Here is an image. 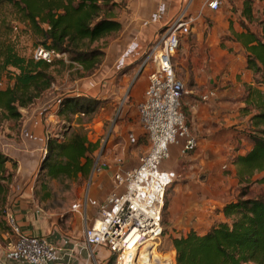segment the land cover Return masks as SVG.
<instances>
[{
  "label": "crops",
  "instance_id": "1",
  "mask_svg": "<svg viewBox=\"0 0 264 264\" xmlns=\"http://www.w3.org/2000/svg\"><path fill=\"white\" fill-rule=\"evenodd\" d=\"M116 1L121 3L117 14L122 30L118 33L121 35L120 40L106 50L105 61L109 62L110 83L120 69L125 68L127 63L132 64L139 60L146 48L156 43L170 21L182 15L193 19L191 34L180 39L173 64L178 77L187 88L183 106L188 113L186 116L190 130L198 140V148L194 152L182 154L179 147L171 146L170 159L163 164V169L177 172L181 169L192 171L193 168L198 171H213L220 161L227 158L228 154L234 153L235 157H239L251 152L253 143L247 133H238L240 136L236 140L237 150L231 151L230 148L234 147L227 145V132L224 133L221 124L224 123V126H227L232 123L233 117L239 116L240 120H237V123L242 122L244 126L250 125L254 113L248 111V108L254 104L252 103L254 101L251 98L246 100L244 97L234 105L223 99L221 94H236L235 89L241 87L249 90L254 88L252 92L260 95L261 100H264V81L262 80L264 73H256L255 69L248 68L247 60L248 48L257 45L255 38L262 39L264 34V0H230L232 4L225 0L217 12L208 9L206 0ZM232 16L238 18L246 25V28L243 26L237 29L234 24H231L234 20ZM229 27L233 31V39L229 40V43L231 46L238 47L243 53L241 70L235 68V56H230L227 50L221 48L222 42H228L224 36ZM225 57L230 59L231 64L226 67L227 73L223 75L224 65H227L223 61ZM142 63L143 61L132 70L133 79L137 78V85L133 92L139 95L136 99L137 103L143 99L152 70L151 66L143 67ZM258 66H261L259 61ZM238 80L241 81L238 82ZM209 92H212L214 96L202 102L200 95ZM223 108L226 112L220 114L219 110ZM229 110L231 114H227ZM46 148L47 146L44 149L45 152ZM10 156L12 159L15 158ZM15 156L19 161L18 172L21 173L23 180H29L39 173L41 163L39 166L36 164L34 160L36 155H33L34 157L25 154ZM230 169L234 173L238 171L235 163ZM227 180H230V183H227ZM227 180L226 177H219L209 183L189 182L176 189V193L170 200L168 211L170 220L172 222L176 220L172 224L178 236L185 235L191 230L204 234L216 221L224 220L221 210L231 202L227 200V197L233 191L231 185L234 182L232 178ZM112 186V177H110L108 187L103 190V196H105L102 201L111 192ZM34 189L33 185L26 188L12 209V213L18 218L22 232L46 237L52 244L60 247L62 251L60 264H108L112 258L109 250L98 248L91 251L84 239L85 229L94 223L99 205L94 212H91L92 205L86 201L83 210L78 211L72 208L69 215L60 223L56 214L41 211L34 198H30ZM75 205L77 204L73 206ZM2 238L6 245L0 243V255L10 259L15 255L16 237L6 232L3 233Z\"/></svg>",
  "mask_w": 264,
  "mask_h": 264
},
{
  "label": "trees",
  "instance_id": "2",
  "mask_svg": "<svg viewBox=\"0 0 264 264\" xmlns=\"http://www.w3.org/2000/svg\"><path fill=\"white\" fill-rule=\"evenodd\" d=\"M120 5L116 0H0V118L20 120L22 110L52 88L51 68L63 61L47 63L22 56L12 37L18 26H24L20 32L30 33L37 46L65 55L84 75H90L106 56L101 41L122 30L117 14ZM255 41L257 45L248 48V68L264 73V34ZM97 106L93 99L66 96L59 113L66 117L89 114ZM250 122L253 149L234 162L242 183L264 172V100L257 102ZM98 148L82 126L62 139L49 137L38 173L42 187L47 180H88ZM16 167V161L0 151V216L6 214ZM221 212L224 220L216 221L206 233L191 230L173 239L176 264H264V199L241 193ZM113 263L114 257L108 264Z\"/></svg>",
  "mask_w": 264,
  "mask_h": 264
},
{
  "label": "rangeland",
  "instance_id": "3",
  "mask_svg": "<svg viewBox=\"0 0 264 264\" xmlns=\"http://www.w3.org/2000/svg\"><path fill=\"white\" fill-rule=\"evenodd\" d=\"M227 1L230 2V0ZM227 20H229L228 17ZM231 24H234L237 29L243 26L246 28V25L235 17ZM18 27L14 30L12 37L19 53L28 58L34 57L35 51L39 48L37 40L30 33L20 32L21 28L25 29L24 26ZM232 35V28L229 27L226 36H224L228 42H222L221 48L227 50L230 56H235V68L241 70L243 53L238 47L231 46L229 43V40L233 39ZM120 37V34L112 35L101 41V45H105V53L108 48L120 40ZM153 46L154 44L147 47L139 60L123 65L125 68L119 70L116 77L112 79V83H110V75H108L109 62L105 61L106 56L99 68L90 75H84L81 67L72 64L66 56L57 58L58 60L63 59V61L57 62L51 68L54 77L52 88L44 93L35 104L23 109V116L20 120L7 121L0 118V151L8 156H14L17 163V167L13 169L14 179L9 189L6 213L13 212L12 209H14L16 201L21 198L22 192L31 185L35 186V189L30 198H34L41 211L56 214L60 223L72 211L74 204L79 205L83 210L87 201L92 205L91 212H94L105 196H103V190L108 187L113 173L118 169H133L138 165L140 157L149 150V142L139 119L137 108L139 102L137 103L136 100L139 95L133 94L137 78L133 79L132 70L150 55ZM223 61L227 64L224 65L225 68L222 71L224 75L227 73L226 67L231 64V61L227 57ZM262 80L264 81V76ZM240 81L238 80V82ZM252 90L243 87L236 88V94H221V97L234 105L244 97L246 100L251 98L254 101L252 103L256 104L262 98ZM66 96L93 99L98 101L99 106L89 114L78 113L66 117L59 113L60 103ZM201 97L202 95H200V100L205 102ZM254 104L248 108L251 113L256 112ZM183 110L187 115L184 106ZM225 112L224 108L219 110L220 114H225ZM227 112V114H231L230 110ZM237 120H240L239 116L233 117L232 123L227 126H224V123L221 124L224 133L227 132V145L234 147L230 148L231 151L237 150L236 140L240 134L247 133L249 135L251 131L250 125L244 126L242 122L237 123ZM79 126L85 129L89 140L99 147L94 154L95 163L88 180L72 183L47 180L44 187L38 180V173L29 180H23L21 173L18 172L19 161L16 160L15 155L25 154L29 157L36 155L34 160L39 166L45 154L44 149L49 137L62 139L69 131ZM236 158L234 153L228 154L227 158L220 161L213 171H198L193 168L192 171L181 169L178 172V178L167 190L161 218L163 232L157 245L152 246L154 255L151 253V248L145 251L138 250L136 264H176V251L172 241L178 236V233L172 224L176 220L173 222L170 220L168 208L170 200L180 185L200 181L209 183L219 177H226V180L229 178L234 180L231 185L233 191L228 195V201L237 199L241 193L247 194L250 198L264 199V172L257 173L250 180L242 183L238 177V171L236 170L237 172L234 173L230 169ZM7 166L12 169V165L8 164ZM227 183H230V180H227ZM24 186L26 187L24 188ZM96 187L97 190H95ZM6 215L0 216V243L4 242L3 233L7 232L11 236L13 234L7 225ZM3 245L5 246L6 243Z\"/></svg>",
  "mask_w": 264,
  "mask_h": 264
},
{
  "label": "built area",
  "instance_id": "4",
  "mask_svg": "<svg viewBox=\"0 0 264 264\" xmlns=\"http://www.w3.org/2000/svg\"><path fill=\"white\" fill-rule=\"evenodd\" d=\"M224 1L206 0V5L210 11L217 12ZM192 24L193 19L185 15L170 21L150 55L143 60L142 66H151L152 70L137 108L149 150L135 168L113 173L112 190L99 204L94 223L84 232L87 247L91 251L107 248L115 264H136L138 250L151 248L153 254L152 246L162 237L161 218L167 190L179 176L177 171L163 169V164L170 159L171 146L179 147L182 154L198 148V140L183 110L187 88L173 64L179 41L191 34ZM63 56L39 47L33 58L52 63ZM212 96L209 92L201 98L206 102ZM73 209L79 211L80 206L75 205ZM6 214L7 225L16 237L15 255L8 260L0 255V264H60V247L46 237L22 232L15 214Z\"/></svg>",
  "mask_w": 264,
  "mask_h": 264
},
{
  "label": "bare ground",
  "instance_id": "5",
  "mask_svg": "<svg viewBox=\"0 0 264 264\" xmlns=\"http://www.w3.org/2000/svg\"><path fill=\"white\" fill-rule=\"evenodd\" d=\"M137 243H138V242H136V244H137ZM136 244H135V246H136ZM135 246H134V247H135ZM132 249H133V248H132Z\"/></svg>",
  "mask_w": 264,
  "mask_h": 264
}]
</instances>
